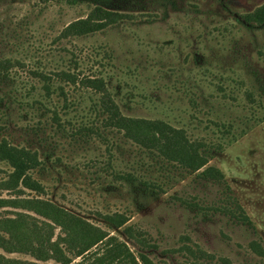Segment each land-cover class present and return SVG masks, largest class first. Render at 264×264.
I'll return each mask as SVG.
<instances>
[{
  "label": "rangeland",
  "instance_id": "1",
  "mask_svg": "<svg viewBox=\"0 0 264 264\" xmlns=\"http://www.w3.org/2000/svg\"><path fill=\"white\" fill-rule=\"evenodd\" d=\"M263 3L0 0V58L14 64L0 82V140L38 152L41 164L31 174L43 188L17 193L0 185V198L49 200L142 250L153 264H264L249 248L251 240L264 247V23L242 19ZM96 7L118 14L115 22L60 37ZM61 69L77 80L103 78L126 116L184 128L190 140L211 148L207 164L224 178H199L103 127L93 109L99 94L58 79ZM37 71L61 92L46 95ZM10 171L0 160V183ZM226 208L241 210L250 223ZM15 211L34 215L0 207L2 217ZM114 212L128 216L126 225L155 248L141 249L99 216ZM59 233L57 227L53 238ZM0 254L57 264L1 248ZM86 262L77 257L70 264Z\"/></svg>",
  "mask_w": 264,
  "mask_h": 264
},
{
  "label": "trees",
  "instance_id": "2",
  "mask_svg": "<svg viewBox=\"0 0 264 264\" xmlns=\"http://www.w3.org/2000/svg\"><path fill=\"white\" fill-rule=\"evenodd\" d=\"M115 12L96 7L86 17L67 24L60 33L61 38L86 35L99 31L116 20ZM246 23H264V3L243 18ZM18 63V62H17ZM14 64L8 58H0V82L10 79V67ZM58 79L71 84L80 81L83 87L98 93V99L93 108L102 115V125L107 129H115L140 148L153 152L159 158L175 163L181 168L196 173L203 179L221 181L224 173L214 166L208 165L211 148L197 140H190L182 127H175L166 120L155 118H140L124 115L113 96L108 92L103 78L85 76L78 78L68 70L54 72ZM43 81L46 95L63 87L59 84L53 88L51 76L41 71L35 72ZM61 92V91H60ZM86 126H83V128ZM87 130H93L86 127ZM0 160L8 164L11 171L0 185L17 193L19 187L42 192L39 181L32 177L31 171L40 166L38 152L26 147L15 146L6 139L0 140ZM20 207L33 212H10L12 217L0 215V248L6 252H19L32 256L40 262L54 261L57 264H70L74 258L87 261L86 264H153V261L142 250L134 252L129 246L110 231L105 230L88 220L57 206L49 200L37 197L0 198V207ZM239 207V206H238ZM226 213L239 219L242 223H250L248 217L240 210L226 208ZM112 228H122L126 237L138 242L140 248H155L143 237L142 232H134L124 213L99 214ZM44 219H40V218ZM59 232L54 237V230ZM249 248L257 256L264 259V247L251 240ZM204 255L201 251L198 253ZM196 256L197 252L193 251ZM0 264H42L36 261L6 258L0 254ZM165 264V263H164ZM216 264V263H215ZM219 264H228L224 259Z\"/></svg>",
  "mask_w": 264,
  "mask_h": 264
}]
</instances>
